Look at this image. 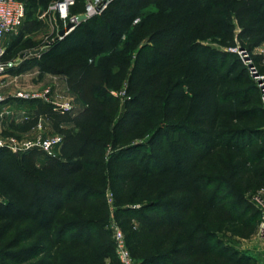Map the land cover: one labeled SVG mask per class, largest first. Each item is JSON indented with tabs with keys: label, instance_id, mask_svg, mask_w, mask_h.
I'll return each instance as SVG.
<instances>
[{
	"label": "trees",
	"instance_id": "obj_1",
	"mask_svg": "<svg viewBox=\"0 0 264 264\" xmlns=\"http://www.w3.org/2000/svg\"><path fill=\"white\" fill-rule=\"evenodd\" d=\"M18 1L27 3L29 0ZM34 1L46 9L61 0ZM125 2L112 0L101 14L81 23L39 54L41 60L23 58L19 67L12 69L14 75L37 69L40 78L45 75L62 77L68 92L81 108L75 112L64 111L52 103L33 99L28 101L33 107L32 116L22 124L11 123V132L2 134L5 138L17 137V133L27 134L37 128L41 120H46L53 132L62 137L55 155L38 148L19 154L0 148V222L4 223L0 227V244L20 222L30 221L35 227L26 234H19L5 247V261L25 264L38 258L39 249L22 248V243L33 239L37 231L52 232L67 203L82 204L91 199H95L100 211L98 219L74 215L65 223L63 233H74L89 245L93 263L106 264L117 258L113 232L108 224L106 196L79 180L80 174L89 169L93 174L98 173L96 160L106 151L107 145L97 134L106 129L110 116L120 105V99L113 92L121 90L128 82L127 92L133 96L127 100L125 111L114 128L122 136H130L148 119L157 117L164 106L183 102L185 98L180 90L198 92L194 99L199 100V92L207 88L210 80H214L225 66L229 53L196 42L193 38L196 31L224 36L233 45L236 28L232 18L235 17L241 25L248 22L240 38L251 39L264 34V0ZM117 6L126 11L116 9ZM150 26L155 29L149 34L148 47L144 48L148 59L138 55V66L129 75L132 64L128 41L133 44V38H141ZM177 65H181L183 71V79L177 83L166 82L156 73ZM240 105L245 108L247 103ZM242 115L235 111L228 117L241 121ZM161 140L160 131L151 144H159ZM91 159L94 161H87ZM174 163L178 171L186 172L193 199H162L136 208L137 196L116 194L115 206L120 218L138 228V232L126 237L132 256L129 240L145 244L155 239L160 242L156 253L141 257L140 264H257L248 257L238 256L216 237L218 226L233 221L241 225L240 237L249 239L262 221L261 212L246 196L250 187L240 184L239 170L225 164L223 175L208 180L194 175L195 167L183 169L179 163ZM256 177L259 179L257 189L264 188V170L257 171ZM213 184L222 189L207 199L206 194ZM199 202L205 203L206 210L201 217L192 218ZM182 232L186 235V243H171ZM212 254L216 257L214 263L201 261ZM56 260L58 264H87L75 256H58Z\"/></svg>",
	"mask_w": 264,
	"mask_h": 264
},
{
	"label": "rangeland",
	"instance_id": "obj_2",
	"mask_svg": "<svg viewBox=\"0 0 264 264\" xmlns=\"http://www.w3.org/2000/svg\"><path fill=\"white\" fill-rule=\"evenodd\" d=\"M102 2L103 0L98 2L76 0L75 4L70 6L68 17L65 19L61 18L59 12L51 9L56 2L51 3L46 9L39 7L34 0L24 3L26 15L23 26L0 41V48L4 50L0 56L1 63L5 66L11 62L15 64L14 68L0 74V96L6 99L0 103L1 141L6 139L2 136L5 131L11 132L9 128L11 123L22 124L24 119L32 116L33 107L28 101L33 98L21 102L22 99L18 98L19 93L29 97L40 96L42 97L40 99L45 101L44 95L50 89L48 95L50 101L59 105L68 103L74 109L72 112L81 108L75 97L60 84L58 78L48 76L42 80L37 69L14 75L12 69L19 67L23 54L28 55L26 59L37 57L41 60L40 55H32V52L37 50L41 51L40 54L46 52L49 46L58 40L59 32L66 28L65 24L67 25L71 19H79L76 22L77 27L101 14L110 6L109 3L103 5ZM89 7L95 10L102 7V10L89 13ZM116 9L125 10L122 6H117ZM232 24L236 28L233 45L229 44L224 36H217L210 31L199 30L194 33L193 38L197 40L196 42L230 55L217 77L210 80L209 86L199 92V100L194 99V94L198 92L182 89L180 91L185 98L183 102L175 101L170 106H164L157 117L148 119L133 134L125 137L116 132L114 126L123 115L126 102L133 94L127 92L128 82L121 90L114 92L120 99L119 108L110 116L106 129L97 134V137L107 145L106 151L99 160H96L99 163L98 173L93 174L92 169H89L80 174L79 180L105 194L109 227L119 228L125 237H131L138 232V228L134 223L128 225L120 218L118 208L115 206L116 194L137 196L136 208L162 199L165 201L181 197L193 199L188 189L186 172L178 171L174 162L179 163L183 169L195 167L193 174L208 180L223 175L225 164L237 168L242 176L241 186L250 187L247 198L258 210L261 207V202L264 201V188L257 189L259 179L256 172L264 170V34L242 39L240 33L248 22L241 25L233 17ZM154 29V26L146 28L141 38H133L135 40L133 44L128 41L132 64L129 75L138 66L140 55L148 59V53L144 48L148 47L149 34ZM180 67L181 65L171 66L156 73H160L166 82L172 80L177 83L183 79ZM241 103H247V106L243 108ZM173 109L175 110L172 111ZM235 111L243 113L241 121H232L228 117L229 113ZM160 131L161 142L151 144L152 139ZM16 136L22 143L51 141L53 138L61 137L53 132L45 120H41L33 131L27 134L17 133ZM236 142L238 146L234 145ZM58 148H53L51 153L57 154ZM220 189L222 188L218 184H213L206 198H211L212 194ZM205 207V203H196L192 218L201 217L206 210ZM74 215L90 220L98 219L100 211L95 199L82 204L67 203L59 214L57 225L52 232L37 231L33 239L23 242L22 248H36L41 252L38 258L25 264H58L56 260L58 256H75L87 264H98L91 260L89 245L74 233H63L65 223ZM3 225L4 223L0 222V227ZM34 228L30 221H23L15 226L0 244V264H16L3 260L4 249L19 234H26L35 230ZM240 228L241 225L237 222H226L218 226L216 237L238 256L248 257L257 264H264V239L258 235V231L251 238L244 239L238 234ZM177 241L184 245L185 233L176 236L171 243ZM159 245L160 242L155 239L145 244H135L129 240V247L138 264L141 263V257L155 254V248ZM132 248H136V251ZM215 258L212 254L201 261L214 263ZM106 264L119 263L115 257Z\"/></svg>",
	"mask_w": 264,
	"mask_h": 264
},
{
	"label": "built area",
	"instance_id": "obj_3",
	"mask_svg": "<svg viewBox=\"0 0 264 264\" xmlns=\"http://www.w3.org/2000/svg\"><path fill=\"white\" fill-rule=\"evenodd\" d=\"M76 0H61L59 2H56L53 7H51L52 10H55L60 13L61 18H67L68 10L70 6H73L75 4ZM99 0H96L98 2ZM91 9H93L94 12H98L93 7H89L88 11L91 12ZM25 5L22 2H19L18 0H0V41L4 39L5 36L17 32L22 26L25 19ZM75 22H78L77 18L71 19ZM68 24V23H67ZM67 25L65 24V27ZM71 33V32H70ZM69 33V34H70ZM68 34V35H69ZM4 53V50L0 48V56ZM15 67V64L13 62L9 63L8 65H4L0 61V74L4 73L9 68ZM50 89L46 91L45 101L48 103H52L56 106H59L64 111H73V107H71L70 104H56L48 98V95L50 94ZM114 96H118L116 93H114ZM43 97V98H44ZM18 98L22 100H28V99H40L42 97H29L28 95H23L22 93H19ZM6 99L0 96V103L5 102ZM62 144V137L53 138L51 141H38V142H27L22 143L20 142L16 137H7L5 141L0 140V148H7L11 151H13L16 154L19 153H26L32 149L38 148L49 155H54L51 153L53 148L60 147ZM259 211L262 214V221L260 222L258 226V235L264 239V201L261 202V207L259 208ZM113 232V239L115 242L116 247V255L120 262V264H138L137 261L132 256L128 246L127 241L124 233L119 228H111Z\"/></svg>",
	"mask_w": 264,
	"mask_h": 264
},
{
	"label": "water",
	"instance_id": "obj_4",
	"mask_svg": "<svg viewBox=\"0 0 264 264\" xmlns=\"http://www.w3.org/2000/svg\"><path fill=\"white\" fill-rule=\"evenodd\" d=\"M111 0H103V5H106L107 3H109ZM102 10V7H99L98 9H97V11H101ZM82 19V18H81ZM76 28V24H75V22L73 21V20H71L68 24H67V26H66V28L65 29H63V30H61L60 32H59V37H58V39H63V38H65L70 32H72L74 29ZM41 53V51L40 50H37V51H34V52H32V55H39ZM28 55L27 54H23L22 56H21V58H25V57H27Z\"/></svg>",
	"mask_w": 264,
	"mask_h": 264
},
{
	"label": "crops",
	"instance_id": "obj_5",
	"mask_svg": "<svg viewBox=\"0 0 264 264\" xmlns=\"http://www.w3.org/2000/svg\"><path fill=\"white\" fill-rule=\"evenodd\" d=\"M38 74H39V72H38ZM48 76H52V75H45L43 78H41L42 80H45ZM52 77H54V78H58L59 80V82H60V84H63V86L67 89V86H66V83H65V80L62 78V77H59V76H52ZM68 90V89H67ZM46 121V120H45ZM47 122V121H46Z\"/></svg>",
	"mask_w": 264,
	"mask_h": 264
},
{
	"label": "bare ground",
	"instance_id": "obj_6",
	"mask_svg": "<svg viewBox=\"0 0 264 264\" xmlns=\"http://www.w3.org/2000/svg\"><path fill=\"white\" fill-rule=\"evenodd\" d=\"M91 12H93V9H91ZM79 21V19H77Z\"/></svg>",
	"mask_w": 264,
	"mask_h": 264
}]
</instances>
